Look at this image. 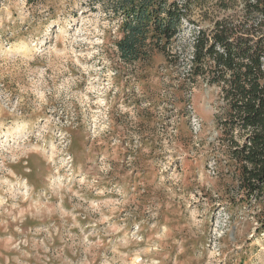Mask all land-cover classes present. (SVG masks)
Segmentation results:
<instances>
[{
	"label": "rangeland",
	"instance_id": "1",
	"mask_svg": "<svg viewBox=\"0 0 264 264\" xmlns=\"http://www.w3.org/2000/svg\"><path fill=\"white\" fill-rule=\"evenodd\" d=\"M205 12L128 64L100 6L0 0V264H264L212 159L219 89L184 77Z\"/></svg>",
	"mask_w": 264,
	"mask_h": 264
},
{
	"label": "trees",
	"instance_id": "2",
	"mask_svg": "<svg viewBox=\"0 0 264 264\" xmlns=\"http://www.w3.org/2000/svg\"><path fill=\"white\" fill-rule=\"evenodd\" d=\"M88 2L117 21V49L128 64L150 62L156 54L175 56V43L195 10L224 11L211 28L198 29L184 77L219 89L212 159L224 156L218 171L237 190L229 191L233 208L255 209L257 230L264 233V0Z\"/></svg>",
	"mask_w": 264,
	"mask_h": 264
}]
</instances>
